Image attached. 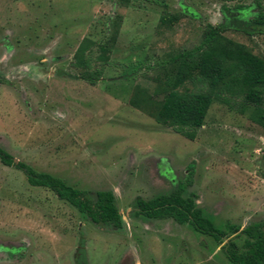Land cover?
<instances>
[{
  "label": "rangeland",
  "instance_id": "374dc122",
  "mask_svg": "<svg viewBox=\"0 0 264 264\" xmlns=\"http://www.w3.org/2000/svg\"><path fill=\"white\" fill-rule=\"evenodd\" d=\"M232 3L247 19L257 15L252 0ZM165 13L180 19L161 25ZM207 22H224L218 0H0V147L93 200L113 191L122 216L121 227L94 223L0 162V264H75L81 246L87 264H230L221 246L242 243L241 233L219 244L171 218L136 213L138 198L174 191L191 166L185 195L195 194L216 227L264 221V129L251 108L214 100L190 140L130 104L138 89L162 99L153 94L155 62L193 47ZM224 35L264 57V26ZM83 38L111 46L94 86L71 65ZM146 57L148 71L136 67Z\"/></svg>",
  "mask_w": 264,
  "mask_h": 264
},
{
  "label": "trees",
  "instance_id": "16d2710c",
  "mask_svg": "<svg viewBox=\"0 0 264 264\" xmlns=\"http://www.w3.org/2000/svg\"><path fill=\"white\" fill-rule=\"evenodd\" d=\"M233 1L218 0L224 22L216 25L205 23L193 47L178 50L168 59L155 62L154 66L159 69L155 79L159 83L153 94L158 96L161 93L162 99L155 101L151 95L138 89L130 98L134 108L143 109L157 123L193 140L197 130L204 125L214 100L229 107L232 102L238 101L239 111L244 113L251 108L249 118L264 129V57L224 35L229 30L246 35L260 31V27L264 26V0H252L258 12L251 19L243 17V5ZM179 19L180 14L165 13L160 16L159 22L171 25ZM110 48L107 42L83 38L71 61V65L78 69L77 77L89 85H96L109 63ZM94 49L98 53L94 54ZM152 63L146 57L136 67L148 71ZM186 82L190 84L189 88L184 87ZM261 154L264 158V143ZM0 162L21 170L31 186L49 189L59 199L86 214L92 222L122 226V216L114 203L113 191L99 190L93 200L87 190L75 188L62 178L38 172L24 162L15 163L14 158L1 147ZM191 168L189 166L188 175L174 191L149 200L138 198L136 213L147 218H171L197 233L212 237L219 244L222 238L241 233L242 243L230 238L221 246L227 261L230 264H264V221L253 222L243 228L228 225L231 231L216 227L197 206L195 194L185 195L186 187L192 183ZM75 263L87 264L82 246L76 250Z\"/></svg>",
  "mask_w": 264,
  "mask_h": 264
},
{
  "label": "crops",
  "instance_id": "0c3cea01",
  "mask_svg": "<svg viewBox=\"0 0 264 264\" xmlns=\"http://www.w3.org/2000/svg\"><path fill=\"white\" fill-rule=\"evenodd\" d=\"M102 95H103V96H106V93H105V92H102ZM108 96H109V95H107L106 97L109 98ZM80 100H81V99H80ZM76 103H78V100H76ZM78 106H79V104H78Z\"/></svg>",
  "mask_w": 264,
  "mask_h": 264
},
{
  "label": "flooded vegetation",
  "instance_id": "af4514ba",
  "mask_svg": "<svg viewBox=\"0 0 264 264\" xmlns=\"http://www.w3.org/2000/svg\"><path fill=\"white\" fill-rule=\"evenodd\" d=\"M120 212V211H119ZM75 254H76V252H75ZM75 254H74V258H75ZM76 264V263H75Z\"/></svg>",
  "mask_w": 264,
  "mask_h": 264
},
{
  "label": "water",
  "instance_id": "95a60500",
  "mask_svg": "<svg viewBox=\"0 0 264 264\" xmlns=\"http://www.w3.org/2000/svg\"><path fill=\"white\" fill-rule=\"evenodd\" d=\"M14 162L16 163L17 161L14 159Z\"/></svg>",
  "mask_w": 264,
  "mask_h": 264
}]
</instances>
